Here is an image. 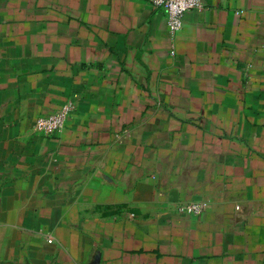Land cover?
Wrapping results in <instances>:
<instances>
[{"label":"crops","instance_id":"1","mask_svg":"<svg viewBox=\"0 0 264 264\" xmlns=\"http://www.w3.org/2000/svg\"><path fill=\"white\" fill-rule=\"evenodd\" d=\"M198 2L170 38L150 0H0V264H264V0Z\"/></svg>","mask_w":264,"mask_h":264},{"label":"built area","instance_id":"2","mask_svg":"<svg viewBox=\"0 0 264 264\" xmlns=\"http://www.w3.org/2000/svg\"><path fill=\"white\" fill-rule=\"evenodd\" d=\"M150 2L154 9L163 12L170 38H173L181 30L183 15L199 5L198 0H150ZM169 54L173 56L174 50L171 49ZM74 109L75 103L70 100L58 110L39 116L34 122V131L46 136L60 133L65 126L67 117ZM205 207V203H192L183 206L181 211L190 215H197Z\"/></svg>","mask_w":264,"mask_h":264}]
</instances>
